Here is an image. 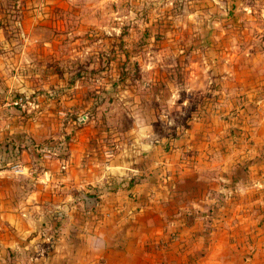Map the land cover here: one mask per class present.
<instances>
[{"label":"crops","instance_id":"obj_1","mask_svg":"<svg viewBox=\"0 0 264 264\" xmlns=\"http://www.w3.org/2000/svg\"><path fill=\"white\" fill-rule=\"evenodd\" d=\"M13 3L20 16L0 18V264H264V18L172 145L100 130L82 74L105 52L54 50L107 37L109 0Z\"/></svg>","mask_w":264,"mask_h":264},{"label":"rangeland","instance_id":"obj_2","mask_svg":"<svg viewBox=\"0 0 264 264\" xmlns=\"http://www.w3.org/2000/svg\"><path fill=\"white\" fill-rule=\"evenodd\" d=\"M13 1L0 0V18L20 16ZM242 1L213 7V0H109L107 37L53 42L54 50L65 55L70 43L105 52L102 63L86 55L92 66L82 74L85 107L100 130L111 135L135 126L178 144L199 106L212 103L219 67L223 76L252 40L259 43L264 8H244Z\"/></svg>","mask_w":264,"mask_h":264},{"label":"built area","instance_id":"obj_3","mask_svg":"<svg viewBox=\"0 0 264 264\" xmlns=\"http://www.w3.org/2000/svg\"><path fill=\"white\" fill-rule=\"evenodd\" d=\"M26 97H22V96H17L13 99V104L15 105H22L23 103L26 102ZM29 104H31L30 102H28ZM56 152L53 151V150H49V149H46V151L44 152V157L45 158H48L50 157L51 155H55ZM11 168L15 171V172H19L20 171V168H19V165L16 164V163H13L11 165Z\"/></svg>","mask_w":264,"mask_h":264},{"label":"water","instance_id":"obj_4","mask_svg":"<svg viewBox=\"0 0 264 264\" xmlns=\"http://www.w3.org/2000/svg\"><path fill=\"white\" fill-rule=\"evenodd\" d=\"M87 199H91L92 197L86 196Z\"/></svg>","mask_w":264,"mask_h":264}]
</instances>
